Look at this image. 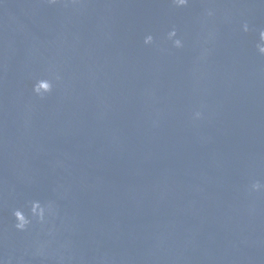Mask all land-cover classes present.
Instances as JSON below:
<instances>
[{
    "label": "water",
    "instance_id": "obj_1",
    "mask_svg": "<svg viewBox=\"0 0 264 264\" xmlns=\"http://www.w3.org/2000/svg\"><path fill=\"white\" fill-rule=\"evenodd\" d=\"M260 29L264 0H0V260L264 264Z\"/></svg>",
    "mask_w": 264,
    "mask_h": 264
},
{
    "label": "clouds",
    "instance_id": "obj_2",
    "mask_svg": "<svg viewBox=\"0 0 264 264\" xmlns=\"http://www.w3.org/2000/svg\"><path fill=\"white\" fill-rule=\"evenodd\" d=\"M48 2L50 4H54L57 2V0H48ZM171 3L177 8H182L188 4V0H171ZM206 15L209 17L212 16L213 10H206ZM241 30L247 33L249 31L248 24H242ZM166 39L171 41V45L173 48L180 49L184 46L183 40L177 36L175 27L167 32ZM143 43L145 45H151L153 43V36L151 34L146 35L143 39ZM255 50L258 55L264 56V29H260L258 31V42L255 44ZM54 78L56 80L60 79L59 76H55ZM52 89L53 82L52 80L47 78L37 79L32 85V93L41 99L48 95L52 91ZM193 115L195 119H199L201 117V113L199 111L195 112ZM248 191L250 193L264 192V183L254 180L248 186ZM29 214L30 218L26 217L25 214L18 209L13 211L12 215L15 221L13 227L15 228V230L19 232L25 231L33 219L37 223H45L47 217L55 215L54 204L51 201L41 203L39 200H33L30 202ZM0 264H5V261L0 260Z\"/></svg>",
    "mask_w": 264,
    "mask_h": 264
}]
</instances>
